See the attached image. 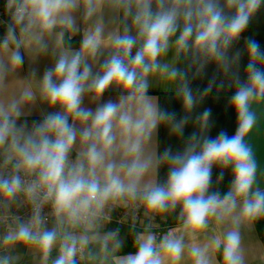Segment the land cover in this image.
Listing matches in <instances>:
<instances>
[{
	"label": "clouds",
	"instance_id": "1",
	"mask_svg": "<svg viewBox=\"0 0 264 264\" xmlns=\"http://www.w3.org/2000/svg\"><path fill=\"white\" fill-rule=\"evenodd\" d=\"M262 5L264 0H6L0 42V264H23L25 257L33 264H181L185 255L191 264H248L242 228L264 219V188L249 139L264 106V50L255 39L246 41V80L233 71L241 53L229 50ZM77 13L85 27L82 46L73 51L65 37L81 32ZM49 41L59 49L54 66L38 83L9 92L6 81L25 63L21 50L47 53ZM105 49L107 57L94 72ZM170 49L171 63L163 60ZM189 56L197 75L214 62L232 76L237 129L233 136L221 131L210 137L212 112L205 109L194 119L199 131L182 151L158 154V128L166 125L182 137L193 109L215 83L194 95L187 72L176 66ZM157 76L177 85L185 113L179 120L148 94L150 78ZM110 87L119 91L118 99L98 103ZM86 96L97 102L95 110L83 106ZM38 97L59 110L30 125L21 117ZM214 167L221 170L217 185L224 170H231L226 192L213 187ZM25 207L27 220L20 214ZM117 207L133 209L132 231L136 209L143 208L148 221L135 233L134 251L124 255L119 228L104 230ZM177 209L178 226L158 238L153 221ZM210 230L212 237L201 242ZM257 259L264 264V251Z\"/></svg>",
	"mask_w": 264,
	"mask_h": 264
},
{
	"label": "crops",
	"instance_id": "2",
	"mask_svg": "<svg viewBox=\"0 0 264 264\" xmlns=\"http://www.w3.org/2000/svg\"><path fill=\"white\" fill-rule=\"evenodd\" d=\"M110 15V14H109ZM77 23L81 28V32L72 35L71 39H68V36L65 37V46L71 47L73 51L80 50L83 40V28L85 27L83 21L80 18V14L77 13ZM108 17L106 16V19ZM130 23V21H129ZM118 27L117 24L109 25V30L112 28ZM135 35V32L132 33ZM179 32L177 33V37ZM255 39L261 50H264V5L258 10L254 18L250 22L247 29L241 34V38L234 43L232 48L229 50L230 55H234L237 51L241 53V58L237 66H234L233 71L239 76L241 80H246V68L248 63V56L246 50V41L248 39ZM175 39V37L173 38ZM80 40V48H74V45ZM2 42V40H0ZM24 54L25 63L21 69L17 71L15 76L8 78L6 83L10 84L8 89L9 92L17 91L21 85L32 81L33 83H38L39 79H42L43 73L46 69L54 66L56 62V56L53 55L55 51L57 54L59 49H56L54 41H49V51L47 53H36L29 50L22 49ZM109 49L104 50V55L100 57L97 64L94 65L93 71H99V65L102 63L103 59L107 57ZM136 49L133 48L132 55H135ZM175 59V50L170 49L163 60L165 62H173ZM191 65V67H189ZM176 66L183 71L187 72L188 84L194 95H199L203 93L209 83L215 79V83L212 85V91L206 96L192 111L190 114L191 119L189 123L185 126L184 134L182 137H178L176 134L170 131V128L166 125H161L155 136L154 147L158 154H163L165 149H171L173 153L180 152L183 150L185 143L187 142L188 137L193 131H199L198 125L194 124V119L197 115L203 112L205 109H211L212 115L210 117L211 127L207 132L212 138H215L221 131L227 132L229 136L235 135L237 129V117L234 109L230 106V97L235 91V87H229V84L232 81V76H225L217 67L214 62H209L205 65L203 71L197 75L196 68L197 65H192L191 56L185 58L181 57L176 61ZM35 71L36 77L33 78L31 73ZM223 82L224 87L220 88L219 85ZM176 84H169L165 79L160 78L159 76L150 78V86L148 94L150 96L156 97L159 107L162 110L169 112H174L176 114L177 120L185 115L182 104L176 97ZM119 91L114 87H110L101 97L98 103L102 104L108 100L118 99ZM83 106L92 108L95 110L97 102L91 100L90 97L86 96L83 101ZM58 107L49 108L46 102L39 99V97L31 104L25 107L24 115L21 117V120L27 119L29 124L32 122L42 120L43 116L51 111H58ZM259 112V122L256 129L250 134V142L253 146L256 159L258 162V173L257 181L261 188H264V106H261L258 109ZM218 167H214L212 171V182L213 187H219L221 192H226L231 180L232 174L230 169L224 170V178L219 183L216 184L217 178L220 173ZM167 176V167H162L159 171V179L163 181ZM179 209L176 213L165 214L163 217L157 216L153 221V229L158 230L160 228H165L163 235L176 226H178V221L176 216L178 215ZM144 223H148L144 219ZM119 228L120 237L124 241L125 249L128 246H132L135 240V233L140 231H132L128 227H119L116 225H104V230H114ZM0 231L2 229L0 228ZM155 232V231H154ZM242 233L244 237V247L246 249V254L248 258V264H258V257L262 251H264V237H260L258 234L256 225L254 223L253 227L249 230L248 228H242ZM213 235V232L210 230L208 233L200 237L201 242L209 240ZM122 249V250H123ZM120 254V253H119ZM124 255V254H120ZM217 261H219V254L216 256ZM23 264H33L30 257H25ZM181 264H191L187 255L181 261Z\"/></svg>",
	"mask_w": 264,
	"mask_h": 264
},
{
	"label": "built area",
	"instance_id": "3",
	"mask_svg": "<svg viewBox=\"0 0 264 264\" xmlns=\"http://www.w3.org/2000/svg\"><path fill=\"white\" fill-rule=\"evenodd\" d=\"M5 5H6V0H0V29H4V30H5L4 22L7 19L4 11ZM48 211L49 209L45 208V212ZM20 214L23 216L25 220H27L30 216V209L25 207L20 210ZM132 214H133V209L131 208L117 207L111 213V217H112L111 220L107 222L105 225L108 226L116 225L119 227H128L129 229H131V226L133 224ZM135 214H136V221H135L134 231H142L145 226L144 223L145 217H144L143 208L136 209ZM152 230L155 231V233L158 235L159 238L160 236L163 235V231L165 230V228H160L158 230H154L152 228Z\"/></svg>",
	"mask_w": 264,
	"mask_h": 264
},
{
	"label": "trees",
	"instance_id": "4",
	"mask_svg": "<svg viewBox=\"0 0 264 264\" xmlns=\"http://www.w3.org/2000/svg\"><path fill=\"white\" fill-rule=\"evenodd\" d=\"M5 35V30L4 29H0V40H3ZM80 40H78V42L74 45V48H80ZM258 234L260 235V237H264V219L258 220L255 222ZM134 248L132 246H128L125 249L121 250L120 254H128L130 252H133ZM220 259V256H219Z\"/></svg>",
	"mask_w": 264,
	"mask_h": 264
}]
</instances>
